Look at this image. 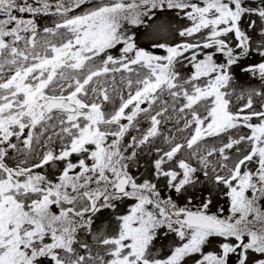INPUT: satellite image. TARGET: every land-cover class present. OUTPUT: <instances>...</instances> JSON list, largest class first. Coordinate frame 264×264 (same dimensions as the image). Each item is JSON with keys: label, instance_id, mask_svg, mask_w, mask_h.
<instances>
[{"label": "snow or ice", "instance_id": "1", "mask_svg": "<svg viewBox=\"0 0 264 264\" xmlns=\"http://www.w3.org/2000/svg\"><path fill=\"white\" fill-rule=\"evenodd\" d=\"M0 264H264V0H0Z\"/></svg>", "mask_w": 264, "mask_h": 264}]
</instances>
